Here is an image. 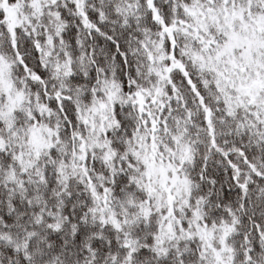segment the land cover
Masks as SVG:
<instances>
[{
	"label": "snow or ice",
	"instance_id": "snow-or-ice-1",
	"mask_svg": "<svg viewBox=\"0 0 264 264\" xmlns=\"http://www.w3.org/2000/svg\"><path fill=\"white\" fill-rule=\"evenodd\" d=\"M0 264H264V0H0Z\"/></svg>",
	"mask_w": 264,
	"mask_h": 264
}]
</instances>
